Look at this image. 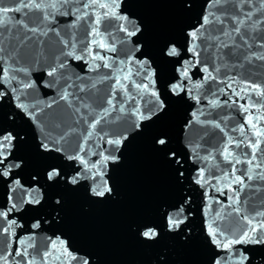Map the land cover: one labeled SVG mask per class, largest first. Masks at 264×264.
<instances>
[{
  "label": "snow or ice",
  "instance_id": "6c2138e0",
  "mask_svg": "<svg viewBox=\"0 0 264 264\" xmlns=\"http://www.w3.org/2000/svg\"><path fill=\"white\" fill-rule=\"evenodd\" d=\"M182 4L186 10H190L193 5L191 0H184ZM119 9V0H14L12 6L0 5V103L5 99L9 103H14L15 108L24 113L40 129L41 134L37 144L39 152L51 158H55L54 153H61L67 160L77 161L82 166L79 171L74 170L75 174L70 180L58 166H53L46 171L48 181L53 184L63 182L71 188H79L82 180L90 179L92 183L87 185V192L97 201L115 198V191L109 183L111 176L103 179L107 175L108 164L111 163L113 166L120 163L119 153L130 138L144 133L153 122V118L161 117L166 111V101L161 99V94L155 88L153 79L155 72L144 68L145 65L150 67L147 59L137 60L135 56L126 57L119 61L120 68H116L112 57L102 56L93 51L95 48H100L106 52H117L115 42H107V38L112 36L110 29L113 27L111 23L113 20L121 22L118 31L125 34L128 42L139 43L138 39L132 41L131 38H138V34L142 33L141 25L129 20L128 16L120 14ZM62 24L65 26L64 34L60 30ZM77 31H82L85 38L89 35L92 37L90 41L86 39L79 41L83 45L79 55L76 54L77 43L72 42L76 41ZM50 34H54L57 39L50 40ZM69 34L70 38H66ZM186 42V51L191 54V58L181 64L180 81L172 85L173 92L177 95L185 92L199 104L202 95L216 97L218 93L225 91L224 88H217L216 92H212L209 86L206 91L201 92L200 90L204 89V82L211 80L226 84L227 88L231 89V95L227 101L210 99L208 101L210 106L217 107L229 102L237 104L238 101L232 97H239L241 100L248 97L249 100L247 104H239L240 110L247 118L238 128H233V131H238L244 139L236 140L229 136L220 153L224 162L232 169L230 173L224 174L225 180L231 177V182L225 185V188L233 193L228 197L231 203L227 205L231 208V212L226 215L232 217L235 214L239 220L233 219L226 224H218L217 220L224 221L226 215L222 211L216 212V220L208 225L207 237L204 239V243L210 248L214 245L220 252L228 254L222 256L214 252L209 264H228L229 260L233 264H246L249 257L242 252L237 256L235 246L264 244V219H257V217L264 218V210H255L254 214L249 216L238 206L241 203L240 193L244 190L246 181L251 182L256 179L264 181V173L258 171L264 168V160L256 162L258 153H264L262 147L264 145V126H262L264 125V84L248 79L251 74L249 69L254 68V61L264 62V0H206L197 23L187 30ZM52 44L63 45L58 55L51 51ZM68 48L71 50H64ZM136 51H140L139 47H136ZM140 54L145 56L143 52ZM165 54L178 57L181 51L174 42H171L170 46H166ZM62 57L83 61L88 66V72H96L104 68L112 70L113 74L105 73L91 82H86L82 75L73 78V75L68 73V60ZM130 63L140 66L136 74L144 71V79L148 83H137L132 79L131 68L124 67ZM197 65L204 75L200 81L193 83L188 69ZM34 66H39L40 75L30 78ZM237 68L243 69L244 75L239 72L235 75L228 74ZM222 70H225L224 79H220L219 76ZM237 76L240 77L239 80ZM108 80H114V83L111 85L110 93L102 96L97 85ZM184 81L188 83L185 84ZM129 84L135 89V93L130 89ZM233 84L240 85L239 90L234 88ZM44 88H54L57 93L56 97L49 99L47 103L36 95ZM194 91L195 95H193ZM118 95L121 96L119 100ZM137 95L141 99L149 96L154 100H146L141 106L137 101ZM60 101L71 110L70 123L56 110L45 111L53 109V106L59 105ZM113 113L117 115L113 116ZM202 115L203 112H193V119L185 124V128L199 123L202 127L211 125L224 132L219 122L201 120ZM11 117L13 116L10 115L9 119ZM111 125H116V128ZM249 131L254 139L246 135ZM93 137L110 146L105 150L107 154L105 151L91 153L99 156L95 161L85 158L89 154L85 145ZM23 140L24 137L20 133L0 123V182L10 185L13 193L18 188L23 192L18 201L9 195L10 206L0 208V219L7 225L0 226V234H6L19 245L13 248L12 244L5 240L4 250L0 251V264H11L10 258L15 260V264H49L50 258L61 261L62 264L78 261V256L69 251L67 242L59 237L49 238L41 250L34 243L32 234H29L27 239H23L13 230L20 225L15 218L9 220L8 217L13 211L20 210L18 203L20 206L25 203L42 205L46 200L45 195H36L35 187L24 189L19 178L11 179L16 174L15 170L20 169L24 164L17 155L18 145ZM154 144L157 149L164 152L167 161L171 162L177 182L183 183L185 162L177 151L170 149L168 137L160 135L155 138ZM233 145L236 149L244 147L251 151H246L242 159L231 150ZM186 147L190 148L189 158L194 162L198 159L208 160L211 156L210 153L203 157L199 155L202 147L200 143L195 147L190 144ZM70 149L71 154H69ZM239 164H247L249 167L245 174L238 176L235 173L236 165ZM98 177L102 178V182H98ZM213 179H215L214 174L206 177L204 169L199 168L195 183L201 187L206 185L211 187ZM219 182L217 180V183ZM232 185H238L239 188H233ZM217 190L223 194V189ZM24 195L27 199H24ZM188 203V199H181L171 205L170 210L162 213L167 222V233L173 236L179 235L183 243H187L189 237L193 235L187 224L191 214L186 207ZM51 207L50 220L48 217L38 218L31 225L32 229H40L42 222L56 224L62 222L61 198L55 197ZM261 207L264 209V205ZM133 231H136L142 240L148 242L160 237L155 225L134 226ZM82 264H89V261L84 259ZM160 264H166L164 256L160 257Z\"/></svg>",
  "mask_w": 264,
  "mask_h": 264
},
{
  "label": "water",
  "instance_id": "95a60500",
  "mask_svg": "<svg viewBox=\"0 0 264 264\" xmlns=\"http://www.w3.org/2000/svg\"><path fill=\"white\" fill-rule=\"evenodd\" d=\"M183 2L184 0H119L120 14L128 16L129 20L139 23L142 27V33L138 34V38H131L132 41L138 39L139 43L128 42L125 34L118 31V25L121 22L113 20L111 22L113 27L110 29L112 36L107 38V42H115L117 52H106L100 48L93 49L94 52H98L102 56L112 57L116 68H120L119 61L126 57L135 56L137 60L147 59L150 67L145 65L144 68L155 72L153 77L155 88L161 94V99L166 101L165 113L157 119L154 117L153 122L144 133L133 136L126 143L124 149L119 153L120 163L113 166L111 163L108 164L107 175L103 179L111 176L109 183L112 184L115 191L114 199L108 198L104 201L92 199L87 192V185L92 183L90 179L82 180L79 188H71L63 182L53 184L48 181L46 171L53 166H58L68 180L82 166L77 161L67 160L61 153H54L55 158H51L39 152L37 144L41 134L40 129L24 113L15 108L14 103H9L7 99L0 103V123L13 128L24 137V140L18 145L17 152L24 164L20 169L15 170L16 174L11 179L19 178L24 189L35 187L37 196L41 194L46 196L42 205L25 203L20 206L18 203L20 210L10 213L8 219L15 218L17 224L20 225L13 229L20 238L27 239L28 235L32 234L34 243L41 250L49 238L59 237L65 240L69 251L79 258L78 261H72L70 264H82L84 259H87L89 264H160L161 256H164L166 264H209V259L214 252L228 256L227 253L216 249L214 245L210 248L208 244L204 243V239L207 237L208 225L216 220L215 213L222 211L226 215L231 212V208L227 205L231 203L228 197L233 193L225 188V185L231 182V177L229 176V179L225 180L224 174L230 173L232 169L224 162L223 155L220 153L229 136L236 140L244 139L238 131L234 132L233 128H238L239 124L247 118L246 114L240 110L239 104H247L249 100L248 97L243 100L239 97H232L238 101L237 104L229 102L217 107L210 106L208 103L210 99L227 101L231 95V89L227 88L226 84H219L211 80L204 82V89L200 90L201 92L206 91L209 86H211L212 92H216L217 88H224L225 91L218 93L216 97L202 95L199 104L185 92H180L177 95L172 91V85L180 81L179 68L181 64L191 58V54L186 51L187 30L197 23L206 0H191L193 5L190 10L184 8ZM13 4L14 0H0V5L12 6ZM60 30L64 34L65 26L63 24L60 25ZM66 38H70V34ZM49 39L55 41L57 38L54 34H50ZM85 39L90 41L92 37L89 35L85 38L82 31H77L76 41H72L77 43L76 54H81L80 49L83 45L79 41ZM171 42H174L180 49V56L173 57L165 54L166 46H170ZM136 47H139L140 51H136ZM50 48L58 55L63 45L52 44ZM141 52L145 56H141ZM62 58L68 60V73L72 74L73 78L82 75L86 82H91L99 79L105 73L113 74L112 70L104 68H100L96 72H88V66L83 61H76L71 57ZM97 63L102 62L97 61ZM124 67L125 69L131 68L132 79L137 83H148L144 79V71L136 74L140 67L138 64L130 63ZM188 71L193 83L200 81L204 75L199 65L189 68ZM237 72L244 75V70L240 68L228 74L235 75ZM249 72L251 73L248 76L250 81L264 84V62L254 61V68L249 69ZM37 75H40V68L34 66L30 78ZM219 76L220 79H224L225 70H222ZM239 79L240 77L237 76V80ZM113 83L114 80H108L98 84L100 95L110 93ZM184 83L187 84L188 81H184ZM129 87L135 93L131 84ZM233 87L239 90L240 85L233 84ZM195 94L194 91L193 95ZM36 95L47 103L49 99L55 98L57 93L54 88H44ZM120 98L121 96L118 95L117 99ZM146 100H154V98L144 96L141 99L137 95V101L141 106ZM53 110L62 113L66 120L71 122V110L66 108L63 101H60L59 105H54L53 109L45 111ZM197 111L203 112V115L200 116L201 120L219 122L221 128H224V132L211 125L202 127L199 123H194L186 129L185 124L193 119L192 113ZM252 111L255 113V109ZM10 115L13 117L9 119ZM115 115L117 113H113V116ZM111 127L116 128V125H111ZM160 135L168 137L170 149L177 151L185 162L183 183L177 182L171 162L167 161L162 150L155 147L154 140ZM246 135L254 139L250 131L246 132ZM197 143L202 145L199 150L201 157L211 154L208 160L198 159L194 162L189 158L191 151L186 145L190 144L195 147ZM85 147L89 153L85 158L95 161L99 159V156L91 153L105 151L110 146L93 137ZM73 148H75V144H73ZM231 150L242 159L246 151H251L244 147L236 149L234 145L231 146ZM69 154H71V149ZM105 154H107L106 151ZM262 160H264V153H258L256 162ZM248 167L247 164L236 165L235 174L238 176L245 174ZM199 168L204 169L206 177L209 174H214L215 179L212 180L211 187L207 185L201 187L195 183L196 172ZM258 171L264 173V168ZM249 174L254 175V173ZM97 180L102 182L100 177ZM217 180L220 182L217 183ZM232 187L239 188L238 185H232ZM217 189H223V194ZM22 194V189L18 188L13 193L10 185L0 182V208L10 206L9 195L18 201ZM57 196L63 202L62 222L60 224L42 222L40 229H32L31 225L38 218L48 217L50 220L52 201ZM24 199H27L26 195H24ZM181 199L189 200L186 207L191 213L187 224L193 235L189 237L187 243L181 242L179 235L173 236L167 233V222L162 216L165 210H170V206ZM240 199L241 203L238 206L246 215H253L255 210H264L261 207L264 205V181L258 179L251 182L246 181V186L240 193ZM233 219L239 220L233 214L232 217L226 215L224 221L217 220V223L223 225ZM257 219L264 218L257 217ZM144 224L155 225L160 232V237L153 242L142 240L138 233L133 231V227ZM0 226H7L2 219H0ZM5 240H8L13 248L19 247L18 243L6 234H0V251L4 250ZM235 247L237 256L242 252L249 257L246 264H264V244H241ZM10 262L15 264L14 259L10 258ZM49 264H62V262L50 258ZM228 264H233V262L229 260Z\"/></svg>",
  "mask_w": 264,
  "mask_h": 264
}]
</instances>
